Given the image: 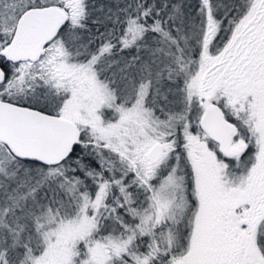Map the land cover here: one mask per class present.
Instances as JSON below:
<instances>
[{"label": "rangeland", "instance_id": "rangeland-1", "mask_svg": "<svg viewBox=\"0 0 264 264\" xmlns=\"http://www.w3.org/2000/svg\"><path fill=\"white\" fill-rule=\"evenodd\" d=\"M52 2L65 3L68 11H40L55 21L47 52H42L35 65L25 62L16 66V75L7 83L0 71V98L11 97L56 111L78 126L83 139L78 142L80 147L91 144L97 149L103 145L109 150L113 160L111 166L107 162V167L112 169L119 188L126 193L125 189L131 187L137 197L133 203L143 202L136 207L143 210L138 218L143 232L159 228L165 222L164 214L176 220L185 209L186 176L182 184L174 133L181 131V148L193 174L198 208L188 250L172 256L170 264H264L257 244L258 229L264 220V0L252 2L220 52L208 55L202 51L203 60L196 70H191L190 57L178 64L165 57L163 63H154L166 65L168 61L166 68H157V72L151 64L149 45L148 55L139 64L124 57L112 58L103 61L108 64L101 70V62L110 57L111 47L103 44L97 52L94 41L77 37L82 31L81 16L85 19L83 0H0V32L8 36L23 18L18 22L17 19L27 15L31 7ZM135 23L127 22L122 46L135 44L133 39L139 32ZM211 29L214 30L207 44L217 28L207 31ZM10 45L5 44L1 51ZM177 65L180 68L175 71L172 66ZM182 84L186 91L183 100L177 98ZM218 91L226 107H221L226 110L225 118L233 120L238 128L233 145L242 141L244 152L250 148L240 160L243 165L248 164L246 171L240 168L235 172L209 144L204 132L182 116L181 106L190 103L192 94L203 108L204 103H215L210 99L212 95L217 97ZM246 132L251 133L248 139ZM157 142L164 145L163 155L152 160L148 152ZM0 159V237L4 238L0 241V264H112L130 246L134 237L123 234L128 227L125 220L118 237L112 229L93 236L99 209L104 206V181L91 182L96 188L92 197L88 192L90 185L75 178L64 186L61 197L41 190L39 200L49 197L43 204L55 202L58 208H39L36 214L32 209L33 194L27 186L32 178L26 180L27 184L21 183L24 191L16 195L14 186L24 177L13 169L15 164L6 154L1 153ZM105 163L101 162V166ZM51 167L55 168L40 175L60 176L67 181L62 170ZM4 203L9 204L8 208ZM154 206L158 215L153 220L148 209ZM18 221L24 226L25 231L21 232L25 236L19 233L16 239L11 228ZM35 226L43 230L33 237L30 232ZM136 229L141 231L138 224ZM168 237L166 232L164 238ZM144 255L139 263H146ZM18 258L20 261L15 263Z\"/></svg>", "mask_w": 264, "mask_h": 264}, {"label": "trees", "instance_id": "trees-1", "mask_svg": "<svg viewBox=\"0 0 264 264\" xmlns=\"http://www.w3.org/2000/svg\"><path fill=\"white\" fill-rule=\"evenodd\" d=\"M253 1L254 0H83L85 19L83 20L81 16L80 26L82 27V31L81 33L79 32L77 37H80L83 41H94V43L98 45L95 48L97 52L103 44H107L108 47H111L110 57H105V60L101 62L102 66L99 67L101 70L103 67H107L108 64L103 63V61L112 58L123 59L124 57L129 59L132 63L139 64L148 55L146 54V48L149 45L152 47L149 51V57H151V64H153V66L158 60H161L163 63L165 57L166 60L175 59L176 64L180 63V61L184 60L186 57H190L191 62H193V69L191 70L194 71L203 60V58H201L202 55H200L202 51L208 55H212V53L220 52L227 44V41L233 34L235 26L240 22V19L248 13ZM47 8L60 9L65 12L68 11L65 3L52 2L37 7H31L29 12L41 11ZM24 15L25 13L17 19V22ZM128 21L136 22L135 24L139 27V32L133 39L134 41L132 40L135 44L131 46H122V36L126 30ZM63 27L64 25L62 28ZM212 27L217 29L215 33H213L212 40L207 44L214 29H211L209 32L207 30ZM17 30L18 28H16L15 24L8 36L0 32V44H2L0 46V71L4 74L3 81H6L5 83L14 78L16 75L14 69L19 64L6 61L1 54V50L5 47V44L10 45L12 43ZM47 47L48 42L43 48V53L47 52ZM165 62L168 63V61ZM36 63L37 61L30 62L31 65H35ZM166 65L159 64L154 66V68L157 72L159 71L157 68H166ZM172 67L175 68V71L180 68L178 65L177 67ZM107 75L109 76V73ZM181 86V89L178 88L177 98L180 96V99L183 100L186 91L184 85L182 84ZM220 94L221 91L216 92L217 97L212 95L210 100L221 108L224 103L223 99L219 97ZM190 98H192L190 101L186 100V102H190L188 105L184 104L181 106L183 112L182 116L190 122H194L195 128L197 126V129L203 131L200 129L199 118L204 108L200 105V100L196 98L195 94H192ZM0 99L37 109L47 114L57 115L56 111L52 112L48 110L47 107H33L27 102L17 101L15 98L2 96ZM224 113L226 115V110ZM231 121L233 122V120ZM180 122L182 121L180 120ZM174 133L177 136V152L180 154L179 163L181 171L178 173L182 176V184L186 176L184 183L186 190L183 194L185 197V209L179 216H176V220H172L167 214H164L165 217L163 218L162 216V221L165 222H163L159 228L152 227L153 230H151V232H143L142 222L138 219L143 210L142 208L138 210L136 207H140L143 202L136 203V205L133 203L137 200V197L134 195L135 190L133 191L131 187H126V193L122 191V188H119L120 184L116 181L115 177L111 175L112 169L107 167V162L111 166L113 156H109V150H106L103 145V147L96 146L97 149H95V146L92 147L91 144L86 148H82L78 143L69 157L60 165L56 166V168L62 170V173L68 178L67 181L62 180L60 176L57 178L41 176V172L53 170L55 167H47L33 162L18 161L8 153L1 142L0 154H6L11 158L13 161L12 163L15 164L13 169L16 170L19 175L21 174L20 176L24 177L14 186L16 195H19L20 191H24V188L21 187V183L24 182L27 184L26 180L32 178V181L29 180L27 186L31 189L30 192L33 194L34 204L32 209L36 214L39 208H43L42 211H44L46 207L55 210L58 208L57 205H54L55 202L43 204L49 197L44 201L39 200V193L41 190H43L44 193L47 190L48 193H55L61 197L59 194L61 191H64V186H68L77 179L79 182L90 185L88 192L92 197L96 188L92 186L93 184L91 185V182L95 180L98 182V179L101 182L104 181L107 188L104 196V206L99 209V215L95 220V232H93V236L102 235L103 232L109 233L110 229L114 230L117 236L119 233L118 229L126 223L128 226L126 228L127 231L123 232V234L128 233L134 237L131 240L130 246L122 251L120 255H117L118 257L114 258L112 264H142L138 261L145 257L144 254H146L147 258L145 264H170L172 256L183 255L188 250L194 215L198 208V200L193 184V174L190 166L185 162V153L181 148V131H175ZM249 135H251V133L246 132L247 139ZM205 137L209 144L214 146L215 151H217L224 160L229 162V165H231L235 172L239 171L240 168L243 171L247 170L248 164L246 163L243 165L240 160L250 151L249 146L246 148V152L240 156L235 158L225 157L219 151L218 144L214 140L212 141L209 139L207 135ZM82 140V137H80L79 142H82ZM98 149L101 151L100 153ZM103 161L106 162L104 164L105 166L103 164V166H101V162ZM2 162V159H0V164ZM115 172H117V170L113 173ZM73 178L75 179L71 182ZM44 181L45 183H43ZM38 182L41 184L36 185ZM4 205L6 208L9 206V204L6 205L5 203ZM148 210L153 214L152 218L154 220L158 215L157 207L154 206ZM15 212L18 213V211ZM90 214L92 215L91 211ZM123 220L126 222L122 223ZM136 224L140 226V232L136 229ZM21 230H24V226L19 221L14 228H11L16 239L17 236L20 235L19 233H21V237L25 236L22 234ZM32 230L30 232L31 236L36 237L35 235H39L43 229L41 230L35 226ZM166 232L169 236L168 240L164 238ZM257 235V244L260 246V252L264 255V220L260 223ZM153 236H155V241L151 240ZM2 239L4 238L1 236L0 241ZM153 247H156V249L152 250ZM37 253H39V251L33 254L36 255ZM77 258L79 259L78 256ZM19 259L20 258H18L15 263L19 262Z\"/></svg>", "mask_w": 264, "mask_h": 264}, {"label": "water", "instance_id": "water-1", "mask_svg": "<svg viewBox=\"0 0 264 264\" xmlns=\"http://www.w3.org/2000/svg\"><path fill=\"white\" fill-rule=\"evenodd\" d=\"M54 27L55 21L47 15L28 13L13 45L3 55L11 62L37 60ZM203 108L200 129L218 144L222 155L228 157L244 152V142L233 145L238 128L225 118L223 109L216 103H204ZM79 139L80 130L70 121L0 100V142L18 160L57 166L71 154ZM163 148V143L157 142L149 149V157L159 160Z\"/></svg>", "mask_w": 264, "mask_h": 264}, {"label": "bare ground", "instance_id": "bare-ground-1", "mask_svg": "<svg viewBox=\"0 0 264 264\" xmlns=\"http://www.w3.org/2000/svg\"><path fill=\"white\" fill-rule=\"evenodd\" d=\"M33 163H35V162H33Z\"/></svg>", "mask_w": 264, "mask_h": 264}]
</instances>
